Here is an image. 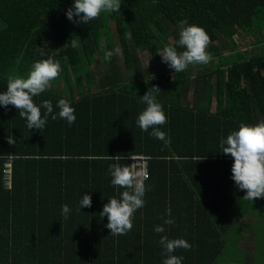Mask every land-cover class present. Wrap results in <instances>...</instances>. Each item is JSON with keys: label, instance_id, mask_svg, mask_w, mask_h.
I'll list each match as a JSON object with an SVG mask.
<instances>
[{"label": "trees", "instance_id": "trees-1", "mask_svg": "<svg viewBox=\"0 0 264 264\" xmlns=\"http://www.w3.org/2000/svg\"><path fill=\"white\" fill-rule=\"evenodd\" d=\"M73 3L0 0V92L7 90L9 75L25 76L35 61L51 56L62 69L33 98L37 106L51 101L57 115L53 120L50 114L41 131L28 129L14 106L0 105V264H163V235L191 244L173 253L183 257L182 264H215L225 234L236 231L242 216L237 205L264 203L243 199L245 192L231 179L234 161L220 146L242 122L264 121V0H121L119 12L79 25L66 16ZM185 19L206 30L213 59L168 74L158 53L166 45L185 50L177 43ZM103 48L120 53L97 59ZM144 51L152 58L147 66L139 58ZM153 85L161 89L157 100L167 123L159 127L170 138L167 144L137 124L146 108L140 96ZM62 98L75 109L72 125L58 116ZM116 155L119 161L107 158ZM136 155L147 159L145 204L134 213L130 231L112 235L100 212L126 189L113 186L107 170L117 162L130 166ZM84 194L92 205L78 210ZM65 204L68 217H91L92 232L78 239L58 235L66 240L54 238L52 230L36 232L58 226L48 221L64 219ZM140 217L147 218L139 222L144 239L129 244ZM167 218L175 223L164 225ZM157 225L165 231L156 233Z\"/></svg>", "mask_w": 264, "mask_h": 264}, {"label": "clouds", "instance_id": "clouds-1", "mask_svg": "<svg viewBox=\"0 0 264 264\" xmlns=\"http://www.w3.org/2000/svg\"><path fill=\"white\" fill-rule=\"evenodd\" d=\"M121 0H74V3L67 9V19L74 24L89 23L99 18L101 13L119 12ZM178 45L185 50L178 52L173 45L164 46L158 54L162 62L167 64L174 73L185 71L189 65H207L213 59L207 49L210 44V36L206 30L196 24H189L188 20L179 22ZM72 47H77V41L72 39ZM120 53L117 48L114 51H107L104 54L106 60L113 55ZM59 60L51 56L46 59L35 61L25 76L11 74L7 78V90L0 92V105L14 106L21 118L27 121L28 129L42 130L51 114L53 120L57 115L53 114L51 101L44 100L40 106L33 98L39 96L51 87V82L57 79L61 73ZM161 89L157 85L148 88L144 95L140 96L146 108L139 114L137 124L142 131L147 132L150 128V136L170 143V138L159 126L167 123V116L163 106L157 100ZM41 107L46 111L41 113ZM59 108L58 116L67 121L69 125L75 123V109L67 99H60L57 103ZM9 144L13 141L8 139ZM226 145V146H225ZM223 154L230 156L234 163L231 167V179L238 189L245 192L243 199L254 201L257 198H264V121L255 125L241 123L238 130L232 131L220 143ZM108 159L119 161L120 156H108ZM108 173L111 175V184L126 189L119 194V198L113 197L103 205L100 212L102 217H107L106 228L110 229L112 235H124L133 227L134 213L145 204L143 199L146 192L145 181L148 179L143 170H134L132 166H122L120 163L110 164ZM92 198L90 194H84L79 201V208L91 207ZM71 209L67 204L62 205L61 214L68 219ZM168 217H171V209L166 210ZM175 221L172 218L164 219V225H172ZM164 225H157L154 228L156 233L165 231ZM159 244L164 250L166 258L163 264H182L183 257L174 255L177 249L190 250L191 244L183 238L170 239L167 235L160 237Z\"/></svg>", "mask_w": 264, "mask_h": 264}, {"label": "rangeland", "instance_id": "rangeland-1", "mask_svg": "<svg viewBox=\"0 0 264 264\" xmlns=\"http://www.w3.org/2000/svg\"><path fill=\"white\" fill-rule=\"evenodd\" d=\"M251 41L250 37L244 38V42L247 46L251 45ZM104 54L105 49L103 48V54H100L101 56L97 57V59H103ZM139 58L144 66H147L149 59H152L147 51L139 53ZM157 61L162 68H166L168 74H171L172 69L162 62L160 55ZM193 96V92L189 91L187 94V100L191 102ZM242 205L240 203L237 205V212L242 214L243 219H250V224H243V221L241 220L237 226L240 225L241 229L244 230L245 238L251 237L247 234L251 233L247 227L257 229L255 232L256 234L252 235L253 239L251 237V241L249 242L245 239H242V242H239L237 240L239 233L234 231V228H229L228 233L225 234L223 249L217 257L215 264H264V230L262 231L264 222H259L260 219H264V203L261 201L254 202L251 207H249L250 205L248 207L244 204ZM245 207H247L246 212L242 209Z\"/></svg>", "mask_w": 264, "mask_h": 264}, {"label": "crops", "instance_id": "crops-1", "mask_svg": "<svg viewBox=\"0 0 264 264\" xmlns=\"http://www.w3.org/2000/svg\"><path fill=\"white\" fill-rule=\"evenodd\" d=\"M248 47L250 48L251 45ZM211 79L213 80V77ZM215 109H216L215 97L213 96L211 106H210V111L213 112V111H215ZM261 199L264 200V198H261ZM244 205H246V204H244ZM242 206H240V207H242ZM245 208H242L244 212H245ZM90 219H91L90 216L89 217H87V216H72V217H68V219H66V220L63 218H58V217L50 218V220L48 222H51V224L54 222L55 224H58V226H52V228H50V229L48 227H44L43 229L36 227L37 228L36 232H38V231L41 232V231H45V230H49V231L52 230V233L54 234L53 235L54 238L59 237L58 235L67 237L68 236L67 234L72 233L73 237L74 238L77 237L75 239H78V234H81L82 236H84V235H87L88 233L92 232L90 227H88V226H90V221H89ZM146 219H147L146 217H140L137 220V222H136V224H138L137 233H136V236L133 238V240L131 239V242L129 244L136 243L138 238L144 239L143 236H144V232L146 231V228H142L141 224L139 222H144V220H146ZM33 220H35V219L33 218ZM180 220H182V219H180ZM241 220L243 221V224H246V225L250 224V219H243V217L241 216L240 221ZM24 221L28 222L30 220H24ZM259 222H264V219H262V220L260 219ZM80 225H83V226H80ZM247 229H249V231L251 232V233H247V234H249V236L252 237V235L256 234L255 232L257 229L249 228V227H247ZM263 230H264V223H263L262 231ZM236 232L239 233V237L237 238V240L239 242H242V239H245L247 242L251 241V237L245 238L244 230L241 229L240 225H238L236 227ZM242 232H243V234H242ZM61 236L59 237L60 240L61 239L66 240V238H63ZM49 237H51V236H49ZM252 239H253V237H252ZM68 240H69V238H68ZM68 242H70V241H68Z\"/></svg>", "mask_w": 264, "mask_h": 264}, {"label": "built area", "instance_id": "built-area-1", "mask_svg": "<svg viewBox=\"0 0 264 264\" xmlns=\"http://www.w3.org/2000/svg\"><path fill=\"white\" fill-rule=\"evenodd\" d=\"M131 163L130 166L133 167L134 170H143L145 172V174L148 177V173H147V159L146 157H144L143 155H136V156H131ZM3 173H4V186L6 188L10 187V182H11V164L9 161L5 162L4 164V169H3Z\"/></svg>", "mask_w": 264, "mask_h": 264}]
</instances>
